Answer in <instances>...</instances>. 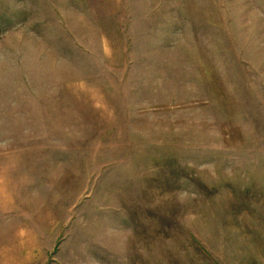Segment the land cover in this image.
<instances>
[{"label":"rangeland","instance_id":"rangeland-1","mask_svg":"<svg viewBox=\"0 0 264 264\" xmlns=\"http://www.w3.org/2000/svg\"><path fill=\"white\" fill-rule=\"evenodd\" d=\"M0 264H264V0H0Z\"/></svg>","mask_w":264,"mask_h":264}]
</instances>
